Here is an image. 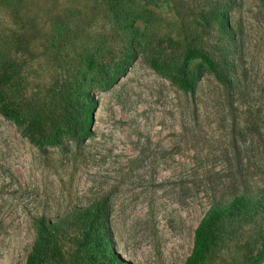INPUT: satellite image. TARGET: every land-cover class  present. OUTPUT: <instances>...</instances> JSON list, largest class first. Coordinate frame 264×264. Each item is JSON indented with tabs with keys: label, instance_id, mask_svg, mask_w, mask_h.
I'll list each match as a JSON object with an SVG mask.
<instances>
[{
	"label": "rangeland",
	"instance_id": "rangeland-1",
	"mask_svg": "<svg viewBox=\"0 0 264 264\" xmlns=\"http://www.w3.org/2000/svg\"><path fill=\"white\" fill-rule=\"evenodd\" d=\"M123 1L135 34L108 0H0V59L19 60L24 98L58 114L63 92L84 89L97 104L83 144L66 134L43 148L0 111V264H26L37 217L55 219L105 196L117 255L185 264L214 204L246 186L264 188V0L230 4L233 91L207 72L193 93L149 61L157 40L184 39L206 0H183L184 28L173 8L179 0ZM86 58L128 64L105 90ZM263 246L264 210L244 212L226 223L209 264H249ZM93 260L105 262L101 251L73 245L66 264Z\"/></svg>",
	"mask_w": 264,
	"mask_h": 264
},
{
	"label": "trees",
	"instance_id": "trees-1",
	"mask_svg": "<svg viewBox=\"0 0 264 264\" xmlns=\"http://www.w3.org/2000/svg\"><path fill=\"white\" fill-rule=\"evenodd\" d=\"M232 0H206L200 6L195 26L184 28L183 0L176 1L174 11L182 20L185 37L159 39L151 48V67L179 90L193 93L210 73L217 83L233 91L236 78L237 37L230 23ZM117 20L135 34L136 17H132L123 0H108ZM191 8V7H189ZM188 8V9H189ZM134 40V37H132ZM200 61L196 68L191 63ZM85 62L105 90L110 89L126 70L128 61L86 58ZM22 65L16 58L0 59V111L13 120L19 131L35 146L60 145L64 135L83 144L91 135L97 104L87 90L62 93L60 113L33 106L20 92L18 81ZM264 210V188L245 187L223 202L214 204L195 231L192 254L185 264H209L212 254L226 235V223L244 212ZM35 239L26 264H66L72 246L101 251L105 262L89 264H132L114 252L112 204L102 197L85 207H74L55 219L42 215L34 220ZM264 263V246L249 259V264Z\"/></svg>",
	"mask_w": 264,
	"mask_h": 264
},
{
	"label": "water",
	"instance_id": "water-1",
	"mask_svg": "<svg viewBox=\"0 0 264 264\" xmlns=\"http://www.w3.org/2000/svg\"><path fill=\"white\" fill-rule=\"evenodd\" d=\"M264 264V263H263Z\"/></svg>",
	"mask_w": 264,
	"mask_h": 264
}]
</instances>
